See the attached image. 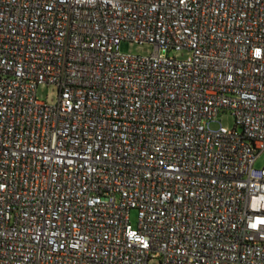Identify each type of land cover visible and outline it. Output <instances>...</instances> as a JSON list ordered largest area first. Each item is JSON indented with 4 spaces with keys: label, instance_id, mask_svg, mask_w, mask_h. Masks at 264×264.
Listing matches in <instances>:
<instances>
[{
    "label": "built area",
    "instance_id": "1",
    "mask_svg": "<svg viewBox=\"0 0 264 264\" xmlns=\"http://www.w3.org/2000/svg\"><path fill=\"white\" fill-rule=\"evenodd\" d=\"M263 152L264 0H0V264H264Z\"/></svg>",
    "mask_w": 264,
    "mask_h": 264
},
{
    "label": "rangeland",
    "instance_id": "2",
    "mask_svg": "<svg viewBox=\"0 0 264 264\" xmlns=\"http://www.w3.org/2000/svg\"><path fill=\"white\" fill-rule=\"evenodd\" d=\"M120 50L123 54L126 55H142L149 56L153 53L154 48L149 44H136L133 42H122L120 46ZM172 56L176 57L179 60H187L191 57V53L189 51H180L172 53ZM59 92L57 88L53 85H41L38 89V98L41 101L47 102L50 105H54L58 101ZM223 125L232 129L234 127V119L231 114H224L222 116ZM255 167L257 169L264 168V152L259 156L256 161ZM132 223L134 226H137V211L132 212ZM149 264H162L159 259L150 260Z\"/></svg>",
    "mask_w": 264,
    "mask_h": 264
}]
</instances>
